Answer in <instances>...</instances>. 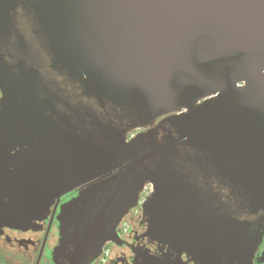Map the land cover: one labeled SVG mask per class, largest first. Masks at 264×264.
Here are the masks:
<instances>
[{
	"label": "water",
	"instance_id": "water-1",
	"mask_svg": "<svg viewBox=\"0 0 264 264\" xmlns=\"http://www.w3.org/2000/svg\"><path fill=\"white\" fill-rule=\"evenodd\" d=\"M17 8L51 69L147 129L127 143L108 125L72 126L74 152H86L93 166H126L81 196L82 207L61 220L62 239L72 228L78 254L102 239L119 243L107 225L149 183L145 237L175 255L174 264H186L183 254L194 264H252L263 233L250 234L251 222L238 216L264 212V0H0V48L14 39L27 56ZM0 89L2 111L33 112L32 99L46 95L35 69L5 66L2 55ZM13 183L0 217L18 227L26 212L5 209L21 199L26 208L28 198H12ZM54 185L36 183L40 193Z\"/></svg>",
	"mask_w": 264,
	"mask_h": 264
},
{
	"label": "flooded vegetation",
	"instance_id": "flooded-vegetation-1",
	"mask_svg": "<svg viewBox=\"0 0 264 264\" xmlns=\"http://www.w3.org/2000/svg\"><path fill=\"white\" fill-rule=\"evenodd\" d=\"M16 11L28 54H19L13 48V39L10 45L0 48V55L5 66L23 61L27 68L35 69L44 83L46 95L32 99L29 107L33 108V112H12L15 106H8L6 111H2L6 108L2 106L4 98L0 89V132L5 133L0 135V202H10V183L13 182H17V186L13 187L12 198L15 195L25 198V194L28 198L26 208L21 199L4 212L19 215L25 211L27 221L21 226H9L7 219L0 217V264H174L177 262L175 255H169L167 248L145 237L147 224L143 218V205L153 192L149 183L143 185L135 204L121 220L107 225V235H115L119 243L102 239L89 245L84 254H78L72 228L66 230L62 239L61 220L68 221L82 207L81 203H76L81 196L92 187L115 178L126 166L119 159L108 162L98 160L100 166H93L97 161L89 160L86 152H74L73 146L68 143L72 139V126L80 123L87 128L108 125L117 134L123 132L127 143L147 129L133 127V121L119 108L85 97L77 83L51 69L46 52L32 34L22 12L19 8ZM20 103L18 99L16 104ZM74 116L81 121L73 120ZM161 119H157L155 124ZM37 182L61 185L47 186L40 193ZM70 182L80 184L65 190L64 185ZM20 183L29 185L28 193L18 192L22 188ZM55 188L62 190L53 200H35L44 194L50 195ZM0 210V214L3 213V209ZM238 219L251 222L250 234L254 235L257 231L263 233L252 264H264V212L241 215ZM181 261L194 264L188 261L185 254L181 255Z\"/></svg>",
	"mask_w": 264,
	"mask_h": 264
},
{
	"label": "rangeland",
	"instance_id": "rangeland-1",
	"mask_svg": "<svg viewBox=\"0 0 264 264\" xmlns=\"http://www.w3.org/2000/svg\"><path fill=\"white\" fill-rule=\"evenodd\" d=\"M47 264H50V263H47Z\"/></svg>",
	"mask_w": 264,
	"mask_h": 264
}]
</instances>
